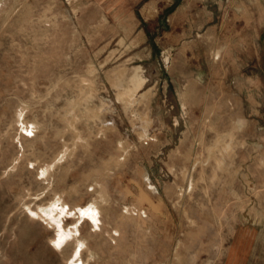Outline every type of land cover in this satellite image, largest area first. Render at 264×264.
<instances>
[{"label": "rangeland", "instance_id": "rangeland-1", "mask_svg": "<svg viewBox=\"0 0 264 264\" xmlns=\"http://www.w3.org/2000/svg\"><path fill=\"white\" fill-rule=\"evenodd\" d=\"M79 240L264 264V0H0V264Z\"/></svg>", "mask_w": 264, "mask_h": 264}, {"label": "bare ground", "instance_id": "bare-ground-1", "mask_svg": "<svg viewBox=\"0 0 264 264\" xmlns=\"http://www.w3.org/2000/svg\"><path fill=\"white\" fill-rule=\"evenodd\" d=\"M140 80V79H139ZM27 203V202H26ZM26 205H28L29 206V204H26ZM32 205V204H31ZM56 205V204H55ZM47 206V205H46ZM28 209V208H27ZM42 209V208H41ZM55 208H53L52 206H48V207H44L43 209H42V214H41V212L40 213H36V215H38V216H40V217H42L43 219H45V220H48V218L49 217H52V218H54L55 219V216L53 215L55 212ZM80 212H83V213H87L88 214V216H90L92 219H93V221L94 222H97L98 221V219H97V211L95 210V209H93V208H89V209H87V208H83V207H81L80 208ZM32 213V212H31ZM79 213V212H78ZM80 214V213H79ZM57 217H59V216H57ZM60 218V217H59ZM54 219H52L53 221H54ZM57 219V218H56ZM49 221V220H48ZM56 223H57V226H59V228L61 229V233H63L64 234V236L65 237H62V239L64 238V239H66L67 240V238H69V237H71V236H73L74 234H75V232L78 230V229H76L75 231H71V230H69L68 232L67 231H65V230H63V223L61 222V220L59 219V220H57L56 221ZM98 223V222H97ZM77 226V225H76ZM79 231V230H78ZM61 239H58V240H55L54 242L55 243H57L58 241H60ZM79 243H78V246H77V250H76V256L78 257L77 259H73V260H71V264H83V261L80 259L81 257H79V255L81 254L80 252L82 251V248H83V246H84V242L83 241H81V240H79L78 241Z\"/></svg>", "mask_w": 264, "mask_h": 264}, {"label": "crops", "instance_id": "crops-1", "mask_svg": "<svg viewBox=\"0 0 264 264\" xmlns=\"http://www.w3.org/2000/svg\"><path fill=\"white\" fill-rule=\"evenodd\" d=\"M45 220V219H44ZM47 221V220H46ZM56 238H58V235H57V237ZM55 238V239H56ZM55 239H54V241H55ZM79 243V242H78ZM78 243H77V245H76V247H75V250H74V252H73V255H72V259L71 260H73V259H77L78 257L76 256V250H77V246H78ZM64 244V243H63ZM63 244L61 245V246H56L55 245V242H54V245H55V247H58V248H62V246H63ZM84 247V246H83ZM82 251H83V248H82ZM82 251L80 252L81 254L79 255V257H81V255H82ZM81 259V258H80ZM71 260H70V262H69V264H71Z\"/></svg>", "mask_w": 264, "mask_h": 264}]
</instances>
